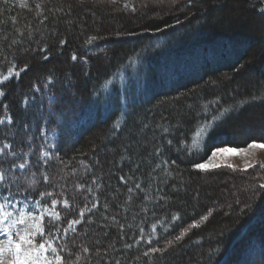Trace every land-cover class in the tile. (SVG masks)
<instances>
[{
	"label": "trees",
	"instance_id": "trees-1",
	"mask_svg": "<svg viewBox=\"0 0 264 264\" xmlns=\"http://www.w3.org/2000/svg\"><path fill=\"white\" fill-rule=\"evenodd\" d=\"M12 66L0 201L54 207L45 231L72 264H237L248 249L264 264L261 180L195 166L264 142V0H0Z\"/></svg>",
	"mask_w": 264,
	"mask_h": 264
},
{
	"label": "snow or ice",
	"instance_id": "snow-or-ice-1",
	"mask_svg": "<svg viewBox=\"0 0 264 264\" xmlns=\"http://www.w3.org/2000/svg\"><path fill=\"white\" fill-rule=\"evenodd\" d=\"M75 59V57H73ZM11 72V70H10ZM8 76H4L3 80H8ZM4 120L0 119V124H3ZM204 129L197 132V136L202 135ZM196 141H194V144ZM249 148H261L264 149V144H250ZM3 149H0L2 152ZM242 150L234 148H221L217 149V152L239 154ZM216 155V152H213ZM197 168L206 170L209 166L207 164H197ZM19 167L23 168L24 164H20ZM264 167V165H262ZM6 173L0 171V182L4 181ZM48 177L45 176V180ZM139 187V185H137ZM264 188V185H261ZM46 196H51L52 193H44ZM40 204L43 212L39 216H33L32 213H25L21 211L19 215H15L11 211H8V204H0V234L5 236L4 241H0V264H72L70 260H67L61 252L63 249L58 250L52 242L50 232L45 231L44 216L49 215L52 217V222L59 221L61 215L55 211V208H50L47 204ZM54 206L57 201L52 200ZM65 207L69 206V201H63ZM90 211V209H89ZM84 215L83 212L80 213ZM206 219V217H205ZM79 220H73L69 222V228H73L74 225L79 223ZM17 225L23 226L17 229ZM59 229H57L58 231ZM39 237V240L37 239ZM45 237H48L47 239ZM177 240L181 237H177ZM86 250V249H85ZM153 251H160L159 249H153ZM148 255V253H145Z\"/></svg>",
	"mask_w": 264,
	"mask_h": 264
},
{
	"label": "rangeland",
	"instance_id": "rangeland-1",
	"mask_svg": "<svg viewBox=\"0 0 264 264\" xmlns=\"http://www.w3.org/2000/svg\"><path fill=\"white\" fill-rule=\"evenodd\" d=\"M103 1H108L109 3L111 2L115 4L116 6L121 7L122 9L129 10V9H132L133 6L135 5L138 6L139 2H141L142 0H103ZM167 1H170L171 4L172 2H174V0H167ZM21 71L22 70L12 66L9 69H7L5 72H0V97L2 96L1 86L9 80L13 78H17L20 75ZM250 75L251 73H248V76ZM4 76H8L9 77L8 80L6 81L3 80ZM1 119L6 122L9 121V117L7 114H3ZM72 130H73V127L71 125L66 126L64 129L65 134H67L68 136L70 135ZM52 136H53L52 133L50 132L46 133L44 131L43 142L41 144V147L45 154L50 153V143L52 141ZM253 143L264 144V142L262 141H253V142H250L249 144H246L244 146H239V147L223 146V147L214 148L210 152L209 156L205 158L199 164H207L209 167L206 170H210V169L212 170L216 168L218 169L226 168V169L233 170L235 173L253 172L254 175H256L257 177V181L261 180V184L264 185V167H262V165H264V149L249 148V145ZM221 148H234V149L242 150V151H240L239 154L217 152V149H221ZM213 152H216V155H213ZM236 199L238 198L234 197L233 201H236ZM24 200L25 199L21 197H13L8 200L5 199V200L0 201V204H5V203L8 204V211L13 212L14 216L19 215L21 211L25 212L26 214L30 212L33 214V216H39L43 212V209L40 206H37L34 208H32V206L27 207L26 204L24 203ZM238 201H240V199ZM219 208L220 206L217 204L215 206V210ZM44 217H51V216L45 215ZM21 227L23 226L17 225V229ZM4 240H5V236L3 234H0V241H4ZM255 252L256 251L254 250L252 251L248 249V251H246L245 253L246 255L244 257H241L240 260L237 262V264H243L244 262L243 259L245 258L247 259L251 255L252 256L250 258V264H254L255 258H256Z\"/></svg>",
	"mask_w": 264,
	"mask_h": 264
}]
</instances>
